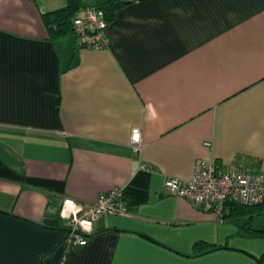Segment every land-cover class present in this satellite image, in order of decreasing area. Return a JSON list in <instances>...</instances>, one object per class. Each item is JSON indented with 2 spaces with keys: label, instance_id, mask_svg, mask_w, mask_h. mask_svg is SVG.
Segmentation results:
<instances>
[{
  "label": "crops",
  "instance_id": "obj_1",
  "mask_svg": "<svg viewBox=\"0 0 264 264\" xmlns=\"http://www.w3.org/2000/svg\"><path fill=\"white\" fill-rule=\"evenodd\" d=\"M124 1L94 49L50 38L69 0H0V264L264 263V210L165 188L198 159L264 172V0ZM115 188L128 213L69 245L62 201Z\"/></svg>",
  "mask_w": 264,
  "mask_h": 264
},
{
  "label": "built area",
  "instance_id": "obj_2",
  "mask_svg": "<svg viewBox=\"0 0 264 264\" xmlns=\"http://www.w3.org/2000/svg\"><path fill=\"white\" fill-rule=\"evenodd\" d=\"M103 1L91 0L76 7L71 17L72 32L79 48L108 47V21L100 7ZM139 128L131 130V144L136 151L141 148ZM169 193L180 196L206 210L221 213L230 203L254 206L264 201V172L248 168L232 167L221 169L214 161L198 159L194 163L191 179L170 177L165 181ZM128 210L118 188L101 194L91 204H81L65 198L59 209V216L66 221V242L83 246L94 231L95 223L103 216L127 214Z\"/></svg>",
  "mask_w": 264,
  "mask_h": 264
},
{
  "label": "trees",
  "instance_id": "obj_3",
  "mask_svg": "<svg viewBox=\"0 0 264 264\" xmlns=\"http://www.w3.org/2000/svg\"><path fill=\"white\" fill-rule=\"evenodd\" d=\"M81 1L82 0H69V3L66 7L42 14V19L48 29L50 38H56L72 30L71 17L74 13L75 8L81 4ZM124 3L125 1L116 3L103 1L101 3L100 7L104 10L108 22L114 19L115 12L120 9ZM263 210L264 202L254 206H244L237 203H230L229 212L226 216L235 218L249 212L260 213ZM255 233L257 234L259 233V231L257 232V230H255ZM202 248L203 247L201 243L195 244L196 250L199 251ZM259 262L261 264H264L263 259H260Z\"/></svg>",
  "mask_w": 264,
  "mask_h": 264
},
{
  "label": "water",
  "instance_id": "obj_4",
  "mask_svg": "<svg viewBox=\"0 0 264 264\" xmlns=\"http://www.w3.org/2000/svg\"><path fill=\"white\" fill-rule=\"evenodd\" d=\"M76 9V8H75Z\"/></svg>",
  "mask_w": 264,
  "mask_h": 264
}]
</instances>
